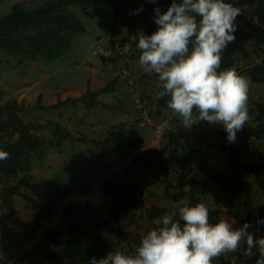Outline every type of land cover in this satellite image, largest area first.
I'll return each mask as SVG.
<instances>
[{
  "label": "trees",
  "instance_id": "1",
  "mask_svg": "<svg viewBox=\"0 0 264 264\" xmlns=\"http://www.w3.org/2000/svg\"><path fill=\"white\" fill-rule=\"evenodd\" d=\"M95 1L49 0L33 8H26L21 2H16L10 12L0 16V48L20 55L21 60L57 59L70 50L78 34L85 31V26L69 6L78 4L83 11L91 7L95 15H101L103 10L100 7H92ZM232 2L239 6L242 12L237 16L236 39L223 50L218 71L234 67L239 72L237 65L240 57L248 55L246 45L248 39L254 37L256 42L264 46V0ZM144 3L146 6L161 4L162 11H166L172 0H145ZM111 46H115L113 37ZM116 60L113 58L112 62ZM247 72L252 82H264V56L259 62L249 66ZM113 82L99 90L89 88L79 97H68L48 106L41 103L39 94L34 107L24 106L15 100L4 101L0 90V147L9 152L7 159L0 160V199L10 212L14 211L15 196L21 195L23 188L33 180L35 160L41 159L45 154L42 149L45 139L37 133L44 125L26 122L21 112L31 108L48 110L66 103L75 104L78 101L89 108L99 103L97 95L110 88ZM167 99L158 97L157 102L152 105L153 111L162 115L168 108ZM255 108L253 123L248 120L238 131L242 138H264V100L256 102ZM52 124L53 134L57 137L56 144L61 141V137H70V133L64 131L59 122ZM136 126V123L125 122L112 125L100 150L78 161L70 178L63 181L60 173H56L54 192L64 198L69 194L92 190L99 183L102 192L114 200L115 208L134 210L147 184L161 182L165 187V195L174 202L187 198L189 204L205 203L199 194L200 186L195 178H189L187 188L182 182L174 184L170 180L173 162L180 167H188L189 172L197 170L204 174L221 192L230 196L229 204L224 209L208 206L210 222L215 223L223 218L229 220L234 227H240L245 221H250L249 231L257 237L263 236L254 221V182L228 174L213 162L219 153L224 154L230 163L252 175L258 186L264 190V162L255 159L257 146L253 141L252 149L247 151L245 145L239 144L236 140L229 143L223 127L199 130L196 126L192 125L190 128L180 122L170 130L166 143L140 151L133 165L122 166L129 151L143 145L144 139ZM211 131L215 132V141L210 138ZM145 173L151 174L150 181H144ZM173 186H177L176 191H172ZM56 208L57 204L53 201L41 207L28 220L26 234L34 235L42 220ZM171 210L173 208L150 205L146 212L149 224L155 227L154 218ZM258 217H264V205L260 208ZM62 219L69 223L65 237L67 245L65 260H60L52 247L57 241L54 235L63 233L62 229L47 233L35 249V252L45 253L49 264H89L91 257L99 259L109 250H117L123 240L133 235L125 228L113 231L108 219L95 217L88 223L87 229L103 230L105 234L90 238L75 236L74 234L80 230L79 225L83 221V216L80 209L70 205L65 206ZM245 248L246 244L242 242L234 252V257H228L223 252L212 258V264H255L260 255L258 249H254L256 255L248 257L244 255ZM9 251L10 244L5 241L4 233L0 231V261L2 255Z\"/></svg>",
  "mask_w": 264,
  "mask_h": 264
},
{
  "label": "clouds",
  "instance_id": "2",
  "mask_svg": "<svg viewBox=\"0 0 264 264\" xmlns=\"http://www.w3.org/2000/svg\"><path fill=\"white\" fill-rule=\"evenodd\" d=\"M241 12L232 0H172L166 11L154 8V32L131 36L140 51L139 65L160 82L157 97L168 98L167 107L186 127L200 120L221 124L229 143L250 119V79L234 67L218 71L223 50L236 39ZM8 156L0 147V160ZM209 215L206 203L181 201L154 218L155 227L141 236L133 252L109 250L99 259L91 257L89 264H212V258L236 251L242 242L244 255L252 257L258 249L255 264H264V236L249 231L250 221L234 227L223 218L212 223ZM256 224H264V217H257Z\"/></svg>",
  "mask_w": 264,
  "mask_h": 264
},
{
  "label": "rangeland",
  "instance_id": "3",
  "mask_svg": "<svg viewBox=\"0 0 264 264\" xmlns=\"http://www.w3.org/2000/svg\"><path fill=\"white\" fill-rule=\"evenodd\" d=\"M46 1L49 0H2L0 2V16L10 12L13 5L16 2H21L26 8H33L45 3ZM114 1L115 0L95 1L92 7H100L103 10V13L101 15H95L94 9H92L91 7H89L87 11H83L80 5L78 4H73L69 6V8L77 14L82 24L85 26V31L78 34L71 48L73 50L81 52L83 56L82 57H80V55L74 56V59L72 60V66L70 65V62L68 60L69 57L68 53H71V49L68 50L61 57L54 60H43V59L21 60L20 55L10 52L7 49L0 48V90L2 92L3 100L4 101L12 100L11 98H9L11 96V93L9 92V88L15 84H18L17 86L18 88H21V92L26 90L28 91V94L30 96L35 97L34 104H30V103L27 104L25 101L21 102L20 104L24 106L34 107L35 104L37 103L39 90L35 89L34 91H32L33 82L37 81L40 78H44L45 75L50 73H52L51 80H56L57 82H59L61 79L60 74H62L64 71V70L63 71L59 70L61 66L70 65L73 71H70V74L68 76L73 77L75 75L76 77H78L81 73V70L78 68V65L86 64L84 63V61H91L93 63L96 62L97 64H101L102 61L99 58L100 56L95 54L94 50L98 45L111 46V40L112 37H114L110 30L111 22L113 20L112 18L114 16ZM246 45L248 49V55L246 57H240L237 66L239 67V73L248 77L247 68L259 62L262 59V57L264 56V46L259 42H256L254 37L248 39ZM114 47L118 52L117 54L118 57L116 59L119 60L121 59L122 60L121 63L124 67L129 66L130 60L135 58L137 55L136 41H133L131 39H127V38L121 39L115 42ZM64 60H68V62H65ZM55 69H57L56 71H58L56 72V74L54 72H51V70H55ZM20 81H24L25 85H19ZM262 100H264L263 82L257 83L254 86H251L250 84V88L248 92L250 123H253V119L256 114V108H255L256 102ZM40 111H41L40 108L26 109L21 112V115L23 116L26 122L34 121L36 123L37 113ZM46 120L48 121V123H46L47 122ZM52 123H53L52 120L46 118L44 119V122L41 124L43 125L47 124L44 126L46 128L47 126L54 128V125ZM197 124L200 127V130H206L208 127L211 128L223 127L219 123L210 124L206 120H200L197 122ZM61 126H63L64 131H66L65 126L64 125ZM211 132H210V138L211 136L214 138ZM236 141L241 145H245V149L247 151H250L253 147V143H255L254 145L257 146L255 159L264 162V138L261 139L242 138L240 134L237 132ZM251 141H253L252 144ZM45 147H46V140L44 146L42 147L44 153L46 154ZM53 157H54V153H50V155L46 156L44 159H42V161L36 159L34 163V167L36 165H39L40 163L41 165L44 164L45 161H50L51 158ZM71 162L72 161H63L61 164L58 163L57 165L56 173L58 172L60 173V176H62L63 181L66 180L67 178H70L74 172V165L77 162L76 163L72 162L73 164H70ZM213 162L217 167L227 172L228 174L234 175L242 179H250L254 182L255 190H254L253 210H254V221L256 223L257 212H259L262 205H264V190L258 186L252 175L244 172L239 167L230 163L224 154L219 153L216 156V158L213 160ZM38 173L43 174V169L42 170L40 169ZM56 177H57L56 174L53 177H50V179L53 182L52 190H43L41 187L38 186H34V187L31 186L32 188H29L28 186L25 190H23V193L21 195H16L13 212H10L7 208L6 209L0 208V231L4 233L5 241H7L10 244L12 240H16L18 238L34 239L36 237L39 243L47 235V233L57 231L58 229H62L63 233L54 235L57 241L52 246L57 247V253L59 255V258L60 260L63 261L65 260L67 255V245L64 243V241L66 237V232L69 228V223L66 219L64 220L61 218L60 222L55 226V228H52L50 222L58 218L57 211H54V214L52 212L49 216H47L42 220L41 226L34 235L28 236L26 234V230H27L26 225L28 223V220L41 207H43L50 201L60 203L59 205L63 203L64 198L60 197L59 195H56V193L54 192V189L56 187L55 186ZM191 177L195 178L198 181L200 186L199 194L208 206L213 208H222V209L228 206L230 196L228 194L221 192L205 177L204 174L198 172L197 170H193L189 172L188 167H180L176 163L172 162L171 170H170V180L174 184L182 182V184H184V187L187 188L188 180ZM144 181H150V179L145 175ZM41 183L42 182H40V184ZM155 183L156 182L153 183L151 182L147 184L146 190L139 198L138 206L134 210L133 209L122 210V209H118L117 207L115 208L112 202H108L105 199H99L98 203L100 204V207L98 210H93L89 206H83L81 209L83 221L79 225L80 226L79 232L75 233L74 235L81 238H90L92 236L105 234L106 232L103 230L94 231L87 229L88 223L95 217L108 219L110 224L113 226V231H115L118 228H125L129 230L130 226L133 227L134 230L136 229L141 230V227L143 226L142 221L145 219L146 221H148L146 212H147V208L150 205L157 204L160 206H164L166 208L174 209L177 207L179 202L181 201L187 202V198H183L178 202H174L173 200L169 199L165 195V187L164 184L161 182H157V185L153 186V188L149 186L150 184H155ZM151 189L153 191H151ZM171 189L172 191H176L177 186L175 187L173 186ZM91 196L92 197L96 196L95 191H92ZM72 201L73 200H71L70 202ZM17 208L19 209L17 210ZM20 212L23 214L22 217L25 222L17 223L16 230H13V228L9 226V224L19 220ZM257 227L260 230L261 234L264 236V224L257 225ZM134 230H132L133 232L130 230L133 233L131 237L123 240L120 243V245L118 246L119 250L133 252L136 249V247L140 244L142 234L139 232L138 233L134 232ZM48 238L50 239V236H48ZM234 252L235 251H227L224 253L228 257H234L233 256ZM36 262L37 263H34L33 261L34 264H48L44 254H42V256H38ZM0 264H3L2 258ZM16 264H22L21 260L18 261Z\"/></svg>",
  "mask_w": 264,
  "mask_h": 264
},
{
  "label": "crops",
  "instance_id": "4",
  "mask_svg": "<svg viewBox=\"0 0 264 264\" xmlns=\"http://www.w3.org/2000/svg\"><path fill=\"white\" fill-rule=\"evenodd\" d=\"M144 1L145 0L114 1V16L110 27L111 33L114 35V44L121 39H131L132 35H135L140 31L147 34L149 31L157 29L158 25H156L153 20L154 8L159 6L163 10V7L161 4L146 6ZM141 5H143L142 11L134 14L133 10L140 8ZM68 54V60L71 66L74 56H83L81 52L73 49H71V53ZM136 54V57L131 59L129 66L126 67L132 69L140 75L141 86L147 91L148 97L153 105L158 100L156 92L158 91L157 85L160 82L158 81L155 73H147L139 65L140 51L137 48ZM99 58L102 61L101 64L84 61L86 64L78 65V68L81 70L78 77L75 75L73 77L68 76L70 71H73L70 65L61 66L59 70L64 71L60 74L61 79L59 82L51 80L52 73H50L45 75L44 78H40L32 83V91L38 89L39 94H41V103L48 106L56 103L58 100H65L68 97H79L89 88L91 90H99L105 87L109 82L114 81L110 88L97 95L99 103L95 106L87 108L84 103L78 101L75 104L66 103L60 107L48 110L41 109V111L37 113L36 123H43L46 118L52 120L53 122H59L61 125L65 126V130L70 133V137H61V141L56 144L57 137L53 134L52 127L47 126V128L44 127L43 129L37 131V133L46 140V154L39 160L42 161V159L50 155V153H54V157L51 158L50 161H45L42 165L40 163L39 165L33 167V180L29 185L25 186L23 190H25L28 186L29 188H32L31 186H38L43 190H52L53 182L50 177H53L56 174L58 163L61 164L63 161H72L73 163H76L87 156L97 153L100 150L103 140L112 125L119 122H125L128 124L136 123V112L134 110L131 94L124 76V68L126 67L122 65L121 59L110 62L101 57ZM68 60L64 61L68 62ZM56 70L57 69L51 70V72L56 74V72H58ZM257 83L262 82L251 81V86H254ZM17 85L18 84H15L9 88V92L11 93L9 98L16 100L19 103L25 101L27 104H34L35 97L30 96L26 90L21 92V88H18ZM19 85H25V82L20 81ZM171 112L173 111L167 108L162 115H167ZM46 123H48V121ZM193 123H195V121H193ZM45 125L47 124H44V126ZM136 125L140 135L144 139L143 145L130 150L129 155L126 161L123 162L122 166L126 164L133 165L134 160L140 151L157 146L153 128L148 126L142 127L138 124ZM194 125L200 130L197 123L193 124V126ZM211 134L214 136V138L211 136L212 140L215 141V132L212 131ZM72 162L70 164H73ZM40 169H43V174L38 173ZM146 176L150 178L151 174L147 173ZM40 182L42 183L40 184ZM156 185L157 182L155 184H150L149 186L153 188V186ZM92 191H95V197L91 196ZM151 191L153 190L151 189ZM56 195L59 194L56 193ZM99 199H105L108 202L114 203V200L111 197L102 192L99 183H97L92 190L81 193H73L64 197V201L61 205H59L60 203L55 202L57 204V208L54 211L58 212V218L50 222L51 227L55 228V226L60 222L65 206L70 205L80 210L83 206H89L93 210H98L100 207V204L98 203ZM71 200L73 201L70 202ZM0 208L6 209L1 199ZM18 209L19 208H17V210ZM258 214L259 212H257L256 219ZM22 216L23 214L20 212L19 220L9 224L13 230H16L17 223L25 222ZM142 223L143 226L141 227V230H134L131 226L129 227V230H134V232H139L143 235L146 231L153 228L149 225V222L146 221V219L143 220ZM37 243V237L34 239L18 238L16 240H12L10 242V251L2 256L3 264H16L20 260L22 263L23 256L26 254L31 255L34 263H37V257L42 256V254L45 255L43 251L35 252ZM64 243L66 244V241H64ZM52 247L57 252V247Z\"/></svg>",
  "mask_w": 264,
  "mask_h": 264
},
{
  "label": "built area",
  "instance_id": "5",
  "mask_svg": "<svg viewBox=\"0 0 264 264\" xmlns=\"http://www.w3.org/2000/svg\"><path fill=\"white\" fill-rule=\"evenodd\" d=\"M94 53L109 61L118 57V52L114 46L98 45ZM124 76L136 112V124L142 127H152L154 129L157 146L163 145L168 139L170 130H172L177 123L181 122L180 117L174 112L167 115L155 113L147 91L141 86L140 75L126 67L124 68ZM22 264H34L32 257L28 254L24 255Z\"/></svg>",
  "mask_w": 264,
  "mask_h": 264
}]
</instances>
